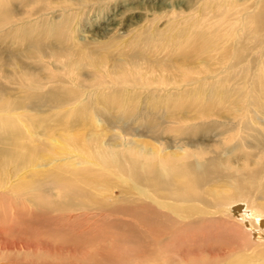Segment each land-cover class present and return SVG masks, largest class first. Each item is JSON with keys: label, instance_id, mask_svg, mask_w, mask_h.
<instances>
[{"label": "rangeland", "instance_id": "obj_1", "mask_svg": "<svg viewBox=\"0 0 264 264\" xmlns=\"http://www.w3.org/2000/svg\"><path fill=\"white\" fill-rule=\"evenodd\" d=\"M262 1L107 0L85 19L87 13L84 10V24L79 28L81 40L110 38L113 43L108 50L115 56L124 54L129 57L134 52L141 53L143 62H139L157 60L159 65L151 72L159 79L162 80L164 75L183 79L169 83L168 88L165 87L167 93L154 94L152 101L145 98L146 92H138L136 110H160L157 119L163 114L161 109H178L172 111L171 115L166 110L162 122L158 120L164 129L160 133L156 128L157 123L154 125L157 133L148 129L149 120L120 122L131 128L132 136L139 142L137 149L145 146L165 150L164 143L171 144L175 138L183 139L178 142L177 149L169 145L166 156L181 162L186 161L188 155L190 163L195 160L192 154L198 155L204 162L220 157L224 146H232L243 138L248 140L252 150L259 145L260 135L264 134V111L260 109L254 112L253 97L254 91H259L261 97L258 99L263 100L264 104L261 94L264 90V23L247 20L249 25L254 23L253 32L245 31L246 25L242 29L236 28L228 41L225 39L227 30L218 34L215 30L223 25L220 22L228 13L234 21L244 15L254 16ZM15 8L10 10L13 11L10 14L12 21L17 23V20L25 18L31 24L35 22L37 16L28 18L21 13L22 8ZM58 10L57 15L63 17V10ZM8 29L9 26L0 32L1 59H6L9 50L31 46L26 38L16 40L19 34L14 37L8 33ZM205 31L209 34L207 39L210 44L204 45L202 39L193 40L204 35ZM160 34L161 39L158 38ZM259 38L262 41H257ZM17 41L21 43L20 47L15 44ZM155 44L159 46L157 50ZM170 54L176 55L169 57ZM169 61L171 66L167 67ZM150 65L144 66L149 68ZM241 67V73L236 74ZM31 68L43 71L41 66ZM50 71L52 67L43 73ZM44 74L36 76V79L52 85L50 81L55 79L57 72L52 74L50 80ZM92 76L93 73L88 71L80 78L87 85V80ZM6 83L12 88L10 94L16 96L19 89L15 92L11 79ZM191 94H199L202 104L196 103L198 108L180 109L178 105L187 102L184 100ZM179 133L182 135L175 136ZM218 133L223 134L227 141H222L217 150L214 148L220 137ZM132 136L128 139H133ZM184 151L188 153L185 155ZM225 153L238 167L241 163L238 158L243 153ZM152 157L158 158V155ZM14 171L8 168V175L12 176L9 183L11 188L22 185L25 182L23 179L30 173L27 168L13 176ZM160 176L157 189L160 194L151 197L156 203L139 196L133 187L119 181L112 190L105 189L103 185L86 188V195L80 198L82 206L86 207L84 209H38L34 202L20 199L19 203L18 199L14 201L12 195L8 194V199L0 203V207L4 205L8 208V211L0 210V264H231V252L235 250L243 251V260L255 263L252 256L255 251H262L255 248L260 241L252 239L249 242L254 252L239 248L233 250L232 247L236 245L229 234L230 228L227 226L230 224H224L229 220L220 221L214 209L216 199L220 198L217 193L226 186L220 187L215 182L217 192H202L193 184L183 186L166 181L163 171H160ZM226 181L230 182L228 179ZM252 186V183L246 182L241 187ZM44 189L47 191L48 188L41 187V194L37 192L41 203L48 206L61 202L53 191L45 193ZM187 195L195 197L196 201H191ZM222 196L229 198L231 194L224 192ZM180 200L179 205L183 206L175 209L177 214L165 207ZM12 201L13 207H17H12L15 211L11 209Z\"/></svg>", "mask_w": 264, "mask_h": 264}, {"label": "bare ground", "instance_id": "obj_2", "mask_svg": "<svg viewBox=\"0 0 264 264\" xmlns=\"http://www.w3.org/2000/svg\"><path fill=\"white\" fill-rule=\"evenodd\" d=\"M105 1L107 0H0V32L9 26V34L12 33L14 37L19 34L15 37L16 40L26 38L31 43V46L23 49L9 50L6 59L0 58V83H5L0 84V203L5 202L8 194H11L14 201L18 199L20 203L22 199L34 202L38 209H84L86 207L82 206L80 198L86 195V188L103 185L105 189L112 190L118 186L117 181L133 187L139 196L156 203L152 198L160 194L157 190L161 182L160 171H163L166 181L183 186L193 184L201 188L202 192H217L215 182H218L220 187L226 188L217 193L220 198L216 199L214 209L220 221L229 220V223L224 224H230L227 227L230 228L229 234L236 245L232 249L254 252L252 244L249 245L252 239L260 241L255 248L262 249L253 253L255 263L243 260V251L233 249L235 251L234 256L231 252V264H264V134L260 135L259 145L254 150L249 147L248 140L243 138L232 146H224L220 157L206 162L201 161L196 154H192L195 160L190 163L188 155L187 160L181 162L168 158V146L173 145L177 149L178 142L183 139L175 138L171 144L164 143L165 150L145 146L137 149L139 142L132 136L131 128L120 122L149 120L148 129L154 130L157 123L156 128L160 133L164 130L160 122L167 114L166 110L168 111L161 109L163 114L157 119L160 110H136L138 92H146L145 98L152 101L154 94L167 93L165 87L168 88L169 83L183 79L167 75L162 76V80L159 79L151 72L159 65L157 60L142 63L141 53L134 52L129 57L124 54L115 56L108 50L113 43L110 38L101 41L81 40L79 28L83 26L84 10L87 13L85 19L95 8L102 7ZM15 3L23 9V12L18 11L28 18L37 16L33 24L25 18L17 20V23L11 20L10 14L13 11L10 10L16 9ZM58 9L63 10L64 16L61 18L57 15ZM224 17V21H219L223 25L215 33L227 30L226 41L232 37L236 28L242 29L246 25L245 31L253 32L254 23L249 25L246 21L264 23V1L258 13L252 17L244 15L238 20L235 18V21L231 19L230 13ZM208 35L205 31L204 35L193 40L202 39L204 45H208ZM161 37L160 34L158 38ZM257 41L262 40L259 38ZM15 44L21 46L19 41ZM158 47L155 44L156 50ZM182 50L183 47L180 48ZM175 55L170 54L169 57ZM36 65L41 66L43 71L31 68ZM169 66L170 61L167 67ZM51 67L52 72L43 73ZM242 70L241 67L236 74ZM88 71L93 76L87 80L86 85L80 77ZM56 72L50 86L36 79V76L44 74L50 80ZM9 79L12 80L11 86L16 88L15 92L19 89L14 97L10 94L12 88L6 83ZM154 84L156 86L153 88ZM134 94L137 96L134 97ZM261 94L264 96V90ZM23 96L25 97L22 98ZM167 96L168 94L165 97ZM199 97V94H191L184 100L187 102H181L178 107L198 108L196 103L202 104ZM259 97V91H254V112L260 109L264 111L263 100L260 101ZM176 109L178 108L168 112L171 115ZM176 120L180 122L179 119ZM154 132L157 133L155 130ZM180 135L182 134L175 136ZM218 135L220 137L214 148L217 150L222 141H227L223 134ZM130 136L133 139H128ZM225 152L232 155L243 153L238 158L241 160L238 167L233 165ZM185 153L186 151L183 152ZM154 154L158 158L152 157ZM8 168L15 170L13 176L30 169L26 176L29 179L24 180L25 177L22 185L11 188L9 183L12 176L8 175ZM246 182L253 186L241 187ZM41 187L48 188L47 191L44 189L45 193L53 191L61 202H53L48 206L41 203L37 194H41ZM150 189L154 191L151 192ZM224 192L231 196L223 198ZM187 198L196 201L195 197L187 195ZM180 203L181 200L164 206L171 213L177 214L175 209L183 206ZM3 206L0 210L8 211L7 206ZM13 206L14 202L11 209L17 208Z\"/></svg>", "mask_w": 264, "mask_h": 264}]
</instances>
